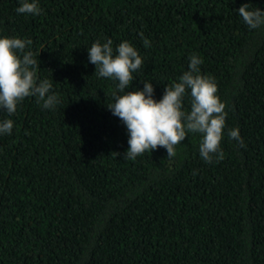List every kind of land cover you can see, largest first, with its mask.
<instances>
[{
	"label": "trees",
	"instance_id": "trees-1",
	"mask_svg": "<svg viewBox=\"0 0 264 264\" xmlns=\"http://www.w3.org/2000/svg\"><path fill=\"white\" fill-rule=\"evenodd\" d=\"M264 0H39V15L0 0V35L30 38L39 79L60 98L25 97L0 135V264H264V25L236 9ZM141 34L151 41L143 45ZM129 41L143 59L129 89L165 85L202 59L217 84L224 158L211 163L190 133L123 156L127 132L106 105L114 82L96 76L91 43ZM184 107H188L185 98Z\"/></svg>",
	"mask_w": 264,
	"mask_h": 264
},
{
	"label": "clouds",
	"instance_id": "clouds-1",
	"mask_svg": "<svg viewBox=\"0 0 264 264\" xmlns=\"http://www.w3.org/2000/svg\"><path fill=\"white\" fill-rule=\"evenodd\" d=\"M17 14L39 15V0H19ZM236 12L250 28L264 25V9L241 4ZM145 47L151 41L141 34ZM30 38L0 35V109L9 115L16 112L18 104L28 96L42 101L44 109H53L60 103L58 94L52 91L49 79H39L37 59L31 50ZM89 63L95 66L96 76L114 82L112 100L106 105L111 114L118 117L127 132V149L123 156L135 159L144 152L161 146L169 158L176 153L175 146L190 133L200 134L199 156L206 162L222 160L224 152L220 142L226 132L230 139L243 147L238 128L226 129L225 103L217 93V84L210 75H203L199 65L202 59L193 54L188 58L187 69L170 84L165 85L159 99L153 96V85L143 80L142 88L130 90V83L142 65L138 50L127 40L113 47L111 38L99 39L86 48ZM187 98L188 107H184ZM12 119L0 120V135L12 132Z\"/></svg>",
	"mask_w": 264,
	"mask_h": 264
}]
</instances>
